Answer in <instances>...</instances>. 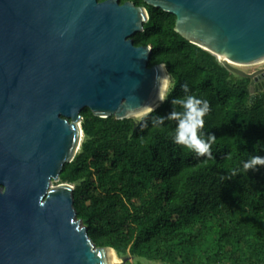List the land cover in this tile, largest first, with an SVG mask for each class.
I'll return each mask as SVG.
<instances>
[{"label":"water","instance_id":"water-1","mask_svg":"<svg viewBox=\"0 0 264 264\" xmlns=\"http://www.w3.org/2000/svg\"><path fill=\"white\" fill-rule=\"evenodd\" d=\"M146 1L251 77L253 93L264 89V66L238 65L264 61V0ZM149 17L133 0H0V264H112L115 248L92 237L60 174L80 149L86 106L124 118L128 104L159 100V66L171 73L133 37Z\"/></svg>","mask_w":264,"mask_h":264},{"label":"trees","instance_id":"trees-1","mask_svg":"<svg viewBox=\"0 0 264 264\" xmlns=\"http://www.w3.org/2000/svg\"><path fill=\"white\" fill-rule=\"evenodd\" d=\"M133 1L150 13L135 43L153 47L150 64L165 62L175 89L142 120L86 106L80 149L60 180L76 183L78 215L95 241L121 256L264 264V167L243 169L252 156H264V89L253 93L251 77L180 33L176 13ZM186 95L209 102L199 134L216 136L210 157L174 142L175 120L153 124L172 111L173 98Z\"/></svg>","mask_w":264,"mask_h":264},{"label":"clouds","instance_id":"clouds-1","mask_svg":"<svg viewBox=\"0 0 264 264\" xmlns=\"http://www.w3.org/2000/svg\"><path fill=\"white\" fill-rule=\"evenodd\" d=\"M185 20L187 17L184 18ZM214 39V37H209ZM264 59V57H261ZM162 75L155 77L158 84V95L160 103L168 101V96L175 89V84L163 66H159ZM185 92L188 91L187 85L183 86ZM173 109L167 116H158L153 118V124H162L165 119L175 120L177 127L173 137L174 142L199 156H211V145L215 142L216 136L211 134L206 139L199 133L204 127L205 115L210 111V105L207 100L198 98L195 95H186L184 97H175L171 100ZM179 106L180 110H176ZM154 109L149 105L133 106L128 104L125 107V114L138 120L144 119ZM259 167H264V156H252L243 165L245 171H254Z\"/></svg>","mask_w":264,"mask_h":264},{"label":"rangeland","instance_id":"rangeland-1","mask_svg":"<svg viewBox=\"0 0 264 264\" xmlns=\"http://www.w3.org/2000/svg\"><path fill=\"white\" fill-rule=\"evenodd\" d=\"M238 65L247 71H253V70L258 69L259 67L264 66V61L250 63V64H238ZM73 184L76 187V183H73ZM116 254H117L118 259L121 260L122 264H165L160 260L151 259V258L141 256V255L130 254L126 256V259H124V256L119 255L117 252Z\"/></svg>","mask_w":264,"mask_h":264},{"label":"bare ground","instance_id":"bare-ground-1","mask_svg":"<svg viewBox=\"0 0 264 264\" xmlns=\"http://www.w3.org/2000/svg\"><path fill=\"white\" fill-rule=\"evenodd\" d=\"M239 64H247V63H239ZM159 104H160V101L158 100V101H156L154 103V105L152 106V108H155ZM111 254H112V264H122L121 260L118 259V257H117L116 251L111 252Z\"/></svg>","mask_w":264,"mask_h":264}]
</instances>
